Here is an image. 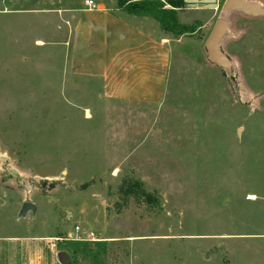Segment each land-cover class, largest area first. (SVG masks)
<instances>
[{
  "label": "rangeland",
  "instance_id": "obj_1",
  "mask_svg": "<svg viewBox=\"0 0 264 264\" xmlns=\"http://www.w3.org/2000/svg\"><path fill=\"white\" fill-rule=\"evenodd\" d=\"M224 2H184L194 31L164 32V96L142 103L73 71L65 9L85 0H6L21 11L0 12V236L57 255L46 238L98 232L59 243L73 264H264V14ZM219 19L235 85L207 57Z\"/></svg>",
  "mask_w": 264,
  "mask_h": 264
},
{
  "label": "crops",
  "instance_id": "obj_2",
  "mask_svg": "<svg viewBox=\"0 0 264 264\" xmlns=\"http://www.w3.org/2000/svg\"><path fill=\"white\" fill-rule=\"evenodd\" d=\"M11 1L13 4L21 2ZM29 1L42 3L44 0ZM58 1L62 4L74 2ZM96 1L99 4L96 10L79 5L65 9L66 21L72 28L73 71L101 79L104 94L108 98L142 103L159 102L165 92L171 44L166 31L154 19L126 15L117 8V0ZM249 1L264 6V0ZM184 2L188 9L206 11L217 10L221 0ZM4 3L6 0H0L1 13L21 11ZM35 239L31 236H0V264H61L57 255H45L40 248L38 250Z\"/></svg>",
  "mask_w": 264,
  "mask_h": 264
},
{
  "label": "water",
  "instance_id": "obj_3",
  "mask_svg": "<svg viewBox=\"0 0 264 264\" xmlns=\"http://www.w3.org/2000/svg\"><path fill=\"white\" fill-rule=\"evenodd\" d=\"M222 10L224 12L238 10L251 15L264 14V6L258 2L249 0H225ZM229 33L230 28L228 21L219 19L206 42L205 48L208 60L223 68L228 74L231 83L235 85V81L233 80L234 63L222 47V40ZM238 132L240 134L241 129H239ZM31 210L36 211V206L32 202H26L21 211V216L25 217ZM57 257L61 264H73L70 254L65 250L58 252Z\"/></svg>",
  "mask_w": 264,
  "mask_h": 264
},
{
  "label": "trees",
  "instance_id": "obj_4",
  "mask_svg": "<svg viewBox=\"0 0 264 264\" xmlns=\"http://www.w3.org/2000/svg\"><path fill=\"white\" fill-rule=\"evenodd\" d=\"M117 8L129 16L148 17L158 22L160 28L179 37L193 32L190 25L179 20L178 10L184 6V0H117ZM149 201L154 198L144 194Z\"/></svg>",
  "mask_w": 264,
  "mask_h": 264
},
{
  "label": "built area",
  "instance_id": "obj_5",
  "mask_svg": "<svg viewBox=\"0 0 264 264\" xmlns=\"http://www.w3.org/2000/svg\"><path fill=\"white\" fill-rule=\"evenodd\" d=\"M85 5L88 10H96L99 7V4L96 0H85ZM69 240H87V241H99L98 232L92 230H87L80 225H77L73 232L69 233L65 237H50L46 238V243L49 249L54 252H59V243L61 241Z\"/></svg>",
  "mask_w": 264,
  "mask_h": 264
}]
</instances>
